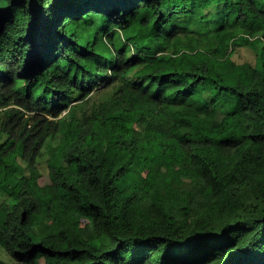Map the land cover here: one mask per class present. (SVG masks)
I'll list each match as a JSON object with an SVG mask.
<instances>
[{
  "label": "trees",
  "instance_id": "1",
  "mask_svg": "<svg viewBox=\"0 0 264 264\" xmlns=\"http://www.w3.org/2000/svg\"><path fill=\"white\" fill-rule=\"evenodd\" d=\"M0 246L264 264V0H0Z\"/></svg>",
  "mask_w": 264,
  "mask_h": 264
},
{
  "label": "rangeland",
  "instance_id": "2",
  "mask_svg": "<svg viewBox=\"0 0 264 264\" xmlns=\"http://www.w3.org/2000/svg\"><path fill=\"white\" fill-rule=\"evenodd\" d=\"M234 59L238 62H249L251 64L255 63L254 53L248 48H239L234 55ZM112 94H113V90H109L104 93L103 98L107 99L111 97ZM0 259H3V260L8 259L7 254L3 251L1 246H0Z\"/></svg>",
  "mask_w": 264,
  "mask_h": 264
}]
</instances>
